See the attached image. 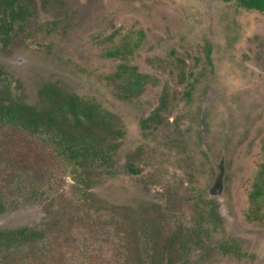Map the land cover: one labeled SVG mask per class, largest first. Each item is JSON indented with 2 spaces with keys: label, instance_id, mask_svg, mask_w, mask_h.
Instances as JSON below:
<instances>
[{
  "label": "rangeland",
  "instance_id": "374dc122",
  "mask_svg": "<svg viewBox=\"0 0 264 264\" xmlns=\"http://www.w3.org/2000/svg\"><path fill=\"white\" fill-rule=\"evenodd\" d=\"M19 2L29 13L0 35V92L42 106L51 85L94 102L113 113L115 147L82 175L40 137L0 125V229L42 235L0 264H264V205L249 197L264 161V11ZM125 41L124 57L109 54ZM123 64L147 76L142 88Z\"/></svg>",
  "mask_w": 264,
  "mask_h": 264
},
{
  "label": "trees",
  "instance_id": "16d2710c",
  "mask_svg": "<svg viewBox=\"0 0 264 264\" xmlns=\"http://www.w3.org/2000/svg\"><path fill=\"white\" fill-rule=\"evenodd\" d=\"M229 1V0H225ZM247 9L264 11V0H239ZM29 7L19 0H0V35H8L15 21L27 17ZM0 36V40L2 39ZM122 49L115 47L109 54L124 57L130 48L125 41ZM121 69L128 83L136 89L143 86L147 76L137 68L123 64ZM46 103L32 106L13 98L6 90L0 92V125L21 129L29 135L38 136L61 156L75 172L82 175L88 172L91 162H108L115 145L107 140L112 129L113 113L100 108L94 102H88L77 95L61 91L46 85L42 89ZM156 110L144 122L156 120ZM118 132V131H117ZM264 159V148H263ZM251 210L259 211L264 205V161L260 165L249 194ZM42 239V235L26 227L1 230L0 254H10ZM27 244V246H25ZM166 264H171L170 259Z\"/></svg>",
  "mask_w": 264,
  "mask_h": 264
},
{
  "label": "flooded vegetation",
  "instance_id": "af4514ba",
  "mask_svg": "<svg viewBox=\"0 0 264 264\" xmlns=\"http://www.w3.org/2000/svg\"><path fill=\"white\" fill-rule=\"evenodd\" d=\"M220 182H221V181H220ZM218 184H219V183H217L216 187L218 186ZM215 189H217V188H215Z\"/></svg>",
  "mask_w": 264,
  "mask_h": 264
},
{
  "label": "water",
  "instance_id": "95a60500",
  "mask_svg": "<svg viewBox=\"0 0 264 264\" xmlns=\"http://www.w3.org/2000/svg\"><path fill=\"white\" fill-rule=\"evenodd\" d=\"M218 187H220L219 184H218L217 188H218Z\"/></svg>",
  "mask_w": 264,
  "mask_h": 264
}]
</instances>
